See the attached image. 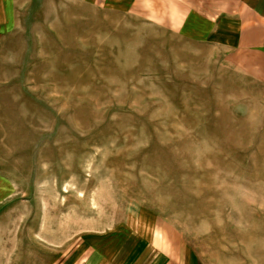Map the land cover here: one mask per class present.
I'll list each match as a JSON object with an SVG mask.
<instances>
[{
    "label": "rangeland",
    "instance_id": "rangeland-1",
    "mask_svg": "<svg viewBox=\"0 0 264 264\" xmlns=\"http://www.w3.org/2000/svg\"><path fill=\"white\" fill-rule=\"evenodd\" d=\"M162 2L11 0L0 264H80L87 246L112 259L142 226L205 264H264V82Z\"/></svg>",
    "mask_w": 264,
    "mask_h": 264
},
{
    "label": "crops",
    "instance_id": "crops-1",
    "mask_svg": "<svg viewBox=\"0 0 264 264\" xmlns=\"http://www.w3.org/2000/svg\"><path fill=\"white\" fill-rule=\"evenodd\" d=\"M156 0H146L154 3ZM163 1V0H162ZM84 5L126 11L137 0H81ZM184 36L224 50L234 66L256 74L264 82V0H164ZM11 0H0V32L7 27ZM133 236L114 253L87 246L77 253L80 264H205L178 235L155 226ZM102 239L101 237L95 240ZM86 241L83 242L85 244Z\"/></svg>",
    "mask_w": 264,
    "mask_h": 264
}]
</instances>
